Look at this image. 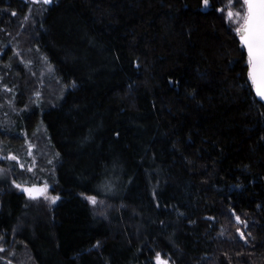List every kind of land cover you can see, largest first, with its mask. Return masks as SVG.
<instances>
[{
    "label": "trees",
    "instance_id": "obj_1",
    "mask_svg": "<svg viewBox=\"0 0 264 264\" xmlns=\"http://www.w3.org/2000/svg\"><path fill=\"white\" fill-rule=\"evenodd\" d=\"M245 12L243 0H0L4 56L24 38L69 87L57 106L0 120V155L43 125L59 197L0 183V264H264V104L236 32ZM11 65L0 74L20 110L24 67Z\"/></svg>",
    "mask_w": 264,
    "mask_h": 264
},
{
    "label": "rangeland",
    "instance_id": "obj_2",
    "mask_svg": "<svg viewBox=\"0 0 264 264\" xmlns=\"http://www.w3.org/2000/svg\"><path fill=\"white\" fill-rule=\"evenodd\" d=\"M24 2L37 3L39 6L45 5V0H22ZM246 13V12H245ZM29 16H27V19ZM238 22V19L236 20ZM243 21H241L242 24ZM26 24L24 20L23 26ZM239 25V27L241 26ZM25 27V26H24ZM17 33H20L17 31ZM16 33V34H17ZM19 35V34H17ZM24 38L21 39L20 45L11 46V50L5 54L7 47H0V69L9 72L13 65L11 60L16 61L24 67V76L22 84L27 89L26 103L20 110L13 107L18 87L8 83H3V76L0 74V120L9 122L11 127L13 120L10 121L6 118L9 111L12 115H20L21 112L28 111L27 109L33 105L36 107H54L57 106L65 92L69 89L68 86L62 85L60 80L55 75L53 67L48 63L46 57L38 52L35 45L28 44ZM4 56V57H3ZM7 75V74H6ZM39 93V95H37ZM10 113V112H9ZM23 143H20V149L16 152H9L7 155H0V160L5 162L0 165V183L7 182L13 186L19 193L23 194L28 201L34 203H44L50 207L56 205L59 200L58 196L51 193L53 188V181L55 180V172L57 163V155L53 153L47 156L46 152L49 149L48 136L42 124L32 132V135L24 133ZM47 147V149H46ZM47 161L45 166L40 167L39 161ZM16 167L22 173V177H16L12 169ZM20 185L21 187H17ZM25 188H32L35 190H43L44 195L32 198L24 190ZM56 197L55 200L52 198ZM101 213L103 208H101ZM157 257V256H156ZM154 258V264H161L162 261L167 260L160 257V261Z\"/></svg>",
    "mask_w": 264,
    "mask_h": 264
},
{
    "label": "snow or ice",
    "instance_id": "obj_3",
    "mask_svg": "<svg viewBox=\"0 0 264 264\" xmlns=\"http://www.w3.org/2000/svg\"><path fill=\"white\" fill-rule=\"evenodd\" d=\"M47 2V0H45ZM204 6H208V0H203ZM247 5V12L242 17V24L236 29L240 36L242 45L247 49L249 78L253 85L256 86V91L264 96V0H244ZM234 13L231 9L228 11V17L232 18ZM236 17H240L241 13L236 12ZM39 95V93H37ZM17 187H21L17 185ZM32 198L44 195V191L33 190L32 188L24 189ZM53 200L56 197L52 198ZM95 203V197H89ZM239 219V217H237ZM239 231V229H238ZM243 235V233H241ZM157 260L160 261V254L157 253ZM161 264H167L162 261Z\"/></svg>",
    "mask_w": 264,
    "mask_h": 264
},
{
    "label": "water",
    "instance_id": "obj_4",
    "mask_svg": "<svg viewBox=\"0 0 264 264\" xmlns=\"http://www.w3.org/2000/svg\"><path fill=\"white\" fill-rule=\"evenodd\" d=\"M243 2H244V0H243ZM245 8H246V12H247V5H245ZM238 40H239L241 46L244 48V50H245V52H246V55H247V49H246V47H244V46L242 45V42H241V40H240V36H239V34H238ZM247 58H248V55H247ZM248 72H249V67H248ZM250 81H251V79H250ZM251 83H252V81H251ZM252 86H253V91H254V94H255L256 98L264 104V96H261V95L256 91V86L253 85V83H252Z\"/></svg>",
    "mask_w": 264,
    "mask_h": 264
},
{
    "label": "bare ground",
    "instance_id": "obj_5",
    "mask_svg": "<svg viewBox=\"0 0 264 264\" xmlns=\"http://www.w3.org/2000/svg\"><path fill=\"white\" fill-rule=\"evenodd\" d=\"M254 92V91H253ZM256 97V96H255Z\"/></svg>",
    "mask_w": 264,
    "mask_h": 264
}]
</instances>
